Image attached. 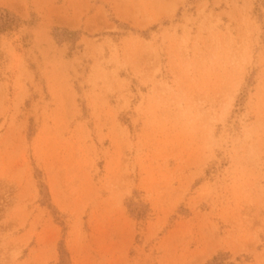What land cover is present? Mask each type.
<instances>
[{
  "label": "rangeland",
  "instance_id": "374dc122",
  "mask_svg": "<svg viewBox=\"0 0 264 264\" xmlns=\"http://www.w3.org/2000/svg\"><path fill=\"white\" fill-rule=\"evenodd\" d=\"M0 264H264V0H0Z\"/></svg>",
  "mask_w": 264,
  "mask_h": 264
}]
</instances>
